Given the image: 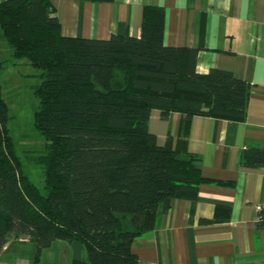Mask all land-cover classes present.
<instances>
[{"label": "trees", "instance_id": "16d2710c", "mask_svg": "<svg viewBox=\"0 0 264 264\" xmlns=\"http://www.w3.org/2000/svg\"><path fill=\"white\" fill-rule=\"evenodd\" d=\"M140 27L139 37L123 24L106 39L64 36L50 0H0L10 56L39 70L33 124L45 139L42 193L15 152L0 85V252L28 239L38 259L60 240L70 264H138L132 242L170 201L193 205L207 180L188 149L192 117L243 120L251 84L217 68L198 73L197 48L165 45L162 7L144 6ZM152 109L162 120L180 115L162 145L148 128ZM240 163L264 167V147H245ZM229 217V206L216 205L212 219L199 221ZM253 227L264 229V204Z\"/></svg>", "mask_w": 264, "mask_h": 264}, {"label": "crops", "instance_id": "0c3cea01", "mask_svg": "<svg viewBox=\"0 0 264 264\" xmlns=\"http://www.w3.org/2000/svg\"><path fill=\"white\" fill-rule=\"evenodd\" d=\"M64 36L106 39L119 25L139 37L144 6L164 9L163 43L197 48L195 68L226 70L251 84L245 117L240 121L195 115L188 149L200 156L197 168L207 181L193 205L174 198L156 227L131 245L138 264H264V229L255 230L264 204V167L240 163L245 147H264V0H50ZM180 115L167 120L152 109L149 130L159 145L176 135ZM230 207L227 221L212 219L215 206ZM58 241V242H57ZM28 239L7 242L0 264H70L66 242L55 240L35 258Z\"/></svg>", "mask_w": 264, "mask_h": 264}, {"label": "rangeland", "instance_id": "374dc122", "mask_svg": "<svg viewBox=\"0 0 264 264\" xmlns=\"http://www.w3.org/2000/svg\"><path fill=\"white\" fill-rule=\"evenodd\" d=\"M0 60L4 61L0 70V85L2 97L8 107L7 126L15 152L20 158L25 174L39 191L44 193L43 167L38 158L45 153V139L33 124V113L38 103L33 94V86L40 81L37 76L39 70L30 66L24 59L17 60L10 56L9 47L1 37V31Z\"/></svg>", "mask_w": 264, "mask_h": 264}, {"label": "built area", "instance_id": "2783aa9c", "mask_svg": "<svg viewBox=\"0 0 264 264\" xmlns=\"http://www.w3.org/2000/svg\"><path fill=\"white\" fill-rule=\"evenodd\" d=\"M20 240H25V239H20Z\"/></svg>", "mask_w": 264, "mask_h": 264}]
</instances>
